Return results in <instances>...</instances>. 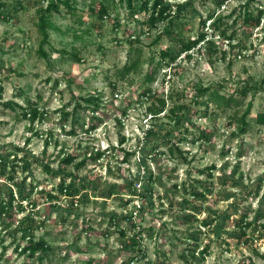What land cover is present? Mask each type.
Wrapping results in <instances>:
<instances>
[{
  "label": "rangeland",
  "instance_id": "1",
  "mask_svg": "<svg viewBox=\"0 0 264 264\" xmlns=\"http://www.w3.org/2000/svg\"><path fill=\"white\" fill-rule=\"evenodd\" d=\"M219 1L194 0V9L190 7L180 20L182 37L195 39L205 31L213 39L212 51L203 41L201 47L182 51L176 36L162 32L164 24L149 27L145 12L132 17L119 0H71V12L64 4L52 12L59 29L49 30L44 57L38 52L42 35L37 10L46 6V0H0V152L24 147L30 153V171L23 172L18 166L14 176L18 180L27 176V182L38 189L58 185L60 178L47 172L44 164L57 168L62 149L75 152L76 162L87 156L86 164L78 170L74 163L65 165L77 175L78 185L82 176H92L89 189H80L76 195L73 214L65 210L70 207L69 198L60 194V210L42 198L24 212L14 211L11 218L0 216V264H122L132 257V264H190L195 262L187 235L195 229L201 230L200 248L208 246L210 251L204 261L195 264H264V217L242 238L227 232L234 228L232 219L242 213L249 219L257 211L264 213V125L256 122L257 114L264 112V0H249L255 15L263 9L260 25L254 28L246 27L238 16L247 0ZM103 2L110 14L102 19L97 8ZM213 11L225 16L221 29L226 28L235 47L220 32L211 36L209 21L202 27V19ZM158 35L160 39L154 41ZM168 47L181 50L174 62L160 55ZM137 57L141 63L138 71L122 75L123 66ZM152 69L155 79L147 83L145 75ZM246 83L252 88L243 95L240 91ZM199 84L234 93L240 105L217 107L211 103L207 115H192L191 121L179 126L165 112L172 104L182 103L202 112L205 106L197 104L194 95ZM87 97H93L92 101H85ZM159 97L165 98L166 107L154 118L148 107L152 103L158 107ZM7 101L13 102L12 106L3 104ZM250 101L252 109L246 117L249 129L241 133L233 115L242 113ZM31 107L39 110L34 120L29 114ZM156 122L164 128H156L155 136L145 139V130ZM202 129L210 133L209 141L199 137ZM168 132L170 137L165 136ZM109 146L114 149L102 158L93 159L88 154ZM124 151L130 152L127 159ZM142 157L148 159L154 174H162L165 183L154 186L153 205L131 196L127 186L120 187L128 178L142 189ZM212 164L217 167L209 178L214 192L203 207L223 213L231 209V201L238 205L226 222L228 230L219 234L214 226L188 222L179 206L168 201V195L177 199L182 195L174 183L206 180L210 174L198 170ZM236 166L235 177L242 175V185L234 187L232 180L222 184L220 175L230 174ZM7 171L0 176L1 185L12 183L8 174L13 173L9 167ZM113 185L115 193L110 192ZM227 193L232 196L227 198ZM204 208L197 215L199 219L208 213ZM30 211L38 225L35 236L55 247L43 262L27 259L16 247L21 239L15 226ZM113 212L133 213V217L112 224L109 216ZM8 223L11 225L6 228ZM135 234H139L146 257H140L138 248L131 251L123 247L122 241Z\"/></svg>",
  "mask_w": 264,
  "mask_h": 264
},
{
  "label": "trees",
  "instance_id": "2",
  "mask_svg": "<svg viewBox=\"0 0 264 264\" xmlns=\"http://www.w3.org/2000/svg\"><path fill=\"white\" fill-rule=\"evenodd\" d=\"M122 4L129 9L130 15L135 17L137 14L145 12L147 14V19L145 22L148 24L149 27H157L160 23L164 24L162 32L167 35L176 36L178 41L181 43V50L189 51L194 49L197 45H199L202 41V44H206L205 46L212 51L213 39L212 37L208 36V33L205 31H201L197 34L195 39H188L186 40L184 37L181 36L180 31V20L182 16H184L185 12L191 7L192 10L194 9L193 3L194 0H119ZM225 0H220L219 4H222ZM47 4L44 7L41 5L38 8V21L37 26L42 35L38 52L40 55L46 57L47 53L44 49L45 44L49 41V30L50 29H59L52 20V12L60 10V4H64L67 7L68 12L73 10L71 0H46ZM250 2L247 0L243 4V11L239 12L238 16H241L243 19L244 25L247 27H257L260 25V20L263 16V9L258 10V14L255 15L254 12L250 9ZM196 12V11H195ZM97 13L100 18L108 17L109 6L106 3H101L100 6L97 8ZM228 17L230 15H227ZM225 16L216 14L215 11L209 12V14L202 19V27L206 26V23L209 21V24L212 28V33L219 34L226 38L229 44L232 47H235V44L232 41V36L227 34L226 28L221 29L222 24L224 23ZM235 21V19H234ZM115 22L117 25H120V20L118 17L115 18ZM177 30V31H176ZM249 35V34H246ZM160 39V35H158L154 41H158ZM199 45V47L202 46ZM181 50H175L173 47H168L162 49L160 55L162 59L169 58L171 62H174ZM223 54L226 53L225 50L222 51ZM74 56L77 58L76 54ZM79 60V58H78ZM141 65L139 57L131 61L130 63H126L123 68L121 69V74L126 75L131 72H137L139 66ZM155 79V69L150 70L145 75V81L147 83L153 82ZM246 83L244 87L241 88V94L246 95L248 91V87L252 88V85ZM256 84V83H255ZM261 87V86H260ZM3 88L0 87V98L2 94ZM147 91L144 92V94ZM195 102L197 104L204 105V109L200 112L198 109H193L188 107L185 103L182 104H172L170 108L165 112L166 116L177 123L179 126L183 125L185 121H191V116L195 114H202L205 116L208 114V109L210 108V104L214 103L217 107H232V106H239L240 99H238L234 93H225L222 92L221 89L217 87H213L212 85H196L195 86ZM206 97L205 100H198L200 97ZM93 97H87L85 101H92ZM159 106L156 107L154 103L148 107V110L152 117L156 118L159 116L161 112L165 110L166 107V100L165 98H158ZM29 102V100H28ZM3 104L12 106L13 102L7 101ZM81 106V104H77ZM30 116L32 120H34L38 116L39 110L37 107L30 108ZM252 109V102H248L245 109L242 113H234L233 117L237 121L236 129L241 132L245 133L249 129V121H247L246 117L251 112ZM66 115L68 113H65ZM256 122L258 124L264 125V112H259L256 116ZM157 130H162L164 125H159L157 122L153 123L151 127L145 130V139H151L154 134H156ZM171 132L166 133L165 136H171ZM199 137L203 138L205 141L210 140V133L202 129L199 131ZM123 140V139H122ZM145 146V145H143ZM13 151L8 152H0V176H4L7 173V168L9 167L13 174H8V180L12 182L11 184L6 183V185L0 184V195L1 193H5V197L0 196V216H8L12 217L14 211L16 212H24L30 205L31 207L36 206L38 203L41 202L42 198H46L48 201L51 202V205L56 209H62L61 205L58 204L60 194H64L66 197L69 198L70 207L65 209L69 214H73V206L74 203L77 202L76 195L80 192V189L88 190L90 187V181L92 176L85 175L79 178V185L76 183L77 175L73 174L71 171H67L65 165L68 164H75L76 169H80L82 166L86 164L87 156L77 161L78 155L75 152H67L66 150L62 149L60 153L59 165L57 168H53L50 166L49 163L44 164V168L47 172L54 174L60 178L58 185L55 189H47L45 187H41L38 189L37 185L33 183L27 182V176L22 177L21 179H16L14 176V172L18 166L21 167L23 172L30 171V161L29 155L30 153L24 148L20 146H14ZM113 150V146H109V148L105 149H97L95 151H88L89 156L93 159L102 158L105 155L107 150ZM2 150V147H0ZM169 150L173 151V147L169 146ZM130 155L129 151H124V158L127 159ZM11 156L13 158L11 159ZM153 156V155H152ZM38 159V158H36ZM143 167H144V174L141 179V188L136 187V181L133 179H124L125 182L123 185H120L121 188L125 186L128 187L129 194L133 197H138L142 203H149L153 205L154 203V186L156 184L165 186V183L162 181V174L157 173L154 174L153 171L150 169L149 161L146 157H142L141 159ZM238 166V165H237ZM235 167L230 174H222L220 175V181L224 185H228V181L232 180L231 185L234 187H240L242 185V175L235 177L237 173L238 167ZM216 165L212 164L210 166H206L202 169H199L198 172L200 174L205 173L206 171L210 174L206 180L203 179H192L190 181H186L183 183H174L173 187L175 190H181V197L177 199L174 195H168V201L171 205L179 206L180 211L183 213L186 220L190 223L199 222L201 226L204 227H211L214 226L215 231L219 234L222 230L227 231L226 229V222L232 219V215L237 212L238 205L235 201H231L230 206L231 209L224 211L221 213L219 210L212 209V207H203V203L207 200L208 195L214 192L213 183L209 178L211 177L213 171L216 169ZM70 177L69 181L67 178ZM116 185H113L110 188L111 193H115ZM57 193H54V191ZM231 193H227V198H229ZM131 197V198H133ZM57 200V202H53L52 200ZM76 200V201H75ZM133 199H129L132 201ZM127 201V202H129ZM26 203V205H24ZM207 209L208 213L202 218L199 219L197 217L198 214L202 212V210ZM63 219V213H60L59 216ZM133 213L118 215L116 212L110 214L109 219L112 224H117L120 218L125 220H132ZM262 217H264V213L262 211H257L256 214L249 219L247 213H242L238 218H233L234 221V228L231 231H227L231 236H238L240 238L246 236L248 228L254 227L256 229V223L262 221ZM10 222V221H9ZM11 223H8L6 228H8ZM38 227L36 221L33 217L31 211L25 215L17 222L15 228L17 232L20 234L21 243L17 244L16 247L20 248V253L27 256L28 258H36L39 262H43V260L54 252L55 247L48 243L45 239L37 238L35 236V230ZM120 235L123 237L125 236L124 229H118ZM238 230V231H237ZM201 230L195 229L191 230L187 238L191 240V258L196 262L204 261L207 255L210 254L208 246L200 248V236L199 233ZM123 247L128 250H135L138 248V252L140 253V257H146V251L140 245L139 234H135L130 236L127 240L122 241ZM182 257L186 260L187 257L185 254H182ZM135 259L138 257L135 256ZM134 257L130 260L123 261L122 264H132ZM190 263V264H195Z\"/></svg>",
  "mask_w": 264,
  "mask_h": 264
}]
</instances>
